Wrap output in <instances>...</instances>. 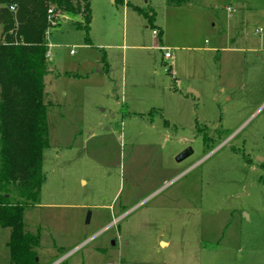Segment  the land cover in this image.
Masks as SVG:
<instances>
[{"label":"rangeland","instance_id":"obj_1","mask_svg":"<svg viewBox=\"0 0 264 264\" xmlns=\"http://www.w3.org/2000/svg\"><path fill=\"white\" fill-rule=\"evenodd\" d=\"M91 8L90 44L78 15L47 37L50 143L24 218L40 264H264V0Z\"/></svg>","mask_w":264,"mask_h":264},{"label":"trees","instance_id":"obj_2","mask_svg":"<svg viewBox=\"0 0 264 264\" xmlns=\"http://www.w3.org/2000/svg\"><path fill=\"white\" fill-rule=\"evenodd\" d=\"M135 9L154 25L155 13ZM68 15L82 18L76 27L90 44L91 0H0V227L10 230V264H40V236L26 229L24 218L40 201L50 143L48 32Z\"/></svg>","mask_w":264,"mask_h":264},{"label":"crops","instance_id":"obj_3","mask_svg":"<svg viewBox=\"0 0 264 264\" xmlns=\"http://www.w3.org/2000/svg\"><path fill=\"white\" fill-rule=\"evenodd\" d=\"M91 24H92V22H91ZM90 29H91V26H90ZM49 73H50V72H49ZM173 80H176V79L173 78ZM189 90H190L192 93H196V96H197V97H199V98L202 97V93H201L200 91L197 92L196 90L191 89V87L189 88ZM222 90H223V92L225 91L224 88H223ZM215 99H216V98H215ZM225 99H226L228 102H231V101H232V96H231V95H226ZM198 121H199V119L197 120V122H198ZM174 125H176V124L174 123ZM261 161H262V159H261ZM263 164H264V161H262L261 164H260V167H261V168H263V166H262ZM162 244H163V245H167V243H165V242H163V241H162ZM62 259H63V258H62ZM60 260H61V259H60ZM60 260H59L58 262H60ZM64 262L67 263L66 260H64Z\"/></svg>","mask_w":264,"mask_h":264},{"label":"built area","instance_id":"obj_4","mask_svg":"<svg viewBox=\"0 0 264 264\" xmlns=\"http://www.w3.org/2000/svg\"><path fill=\"white\" fill-rule=\"evenodd\" d=\"M12 10H14V7H12ZM51 11H52V10H50V12H51ZM259 31H261V30H259ZM153 34L158 35V34H159V31H157V30H153ZM161 49L165 51L164 56H165L166 59H171V58H173V54H172V52H171L170 49H167V48H165V47H161ZM71 53L73 54L74 51H72ZM48 56H49V54H48ZM168 71H170V69H168ZM174 74H175V73H174Z\"/></svg>","mask_w":264,"mask_h":264},{"label":"water","instance_id":"obj_5","mask_svg":"<svg viewBox=\"0 0 264 264\" xmlns=\"http://www.w3.org/2000/svg\"><path fill=\"white\" fill-rule=\"evenodd\" d=\"M192 153H193V150L191 148H188V149L184 150L182 153H180L176 159L178 162H181L184 159H186L187 157H189ZM89 221H90V219L88 218L87 222H89Z\"/></svg>","mask_w":264,"mask_h":264}]
</instances>
